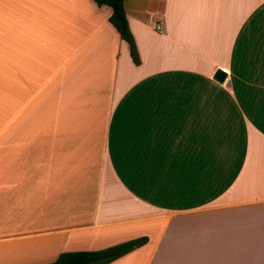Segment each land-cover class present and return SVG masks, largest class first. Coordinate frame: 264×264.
Returning <instances> with one entry per match:
<instances>
[{
  "label": "crops",
  "instance_id": "0c3cea01",
  "mask_svg": "<svg viewBox=\"0 0 264 264\" xmlns=\"http://www.w3.org/2000/svg\"><path fill=\"white\" fill-rule=\"evenodd\" d=\"M110 13L0 0V264H264V0Z\"/></svg>",
  "mask_w": 264,
  "mask_h": 264
},
{
  "label": "trees",
  "instance_id": "16d2710c",
  "mask_svg": "<svg viewBox=\"0 0 264 264\" xmlns=\"http://www.w3.org/2000/svg\"><path fill=\"white\" fill-rule=\"evenodd\" d=\"M92 1L98 7L108 6L110 8L111 13L108 22L117 32L120 39L126 43L131 62L134 65H138V54L124 13V3L126 0ZM145 243L146 238L142 237L121 242L97 251L63 252L53 262L48 264H109Z\"/></svg>",
  "mask_w": 264,
  "mask_h": 264
},
{
  "label": "water",
  "instance_id": "95a60500",
  "mask_svg": "<svg viewBox=\"0 0 264 264\" xmlns=\"http://www.w3.org/2000/svg\"><path fill=\"white\" fill-rule=\"evenodd\" d=\"M223 78H224V74H223L221 71H218V70H217V71L214 73V76H213V79H214V80L221 82V81L223 80Z\"/></svg>",
  "mask_w": 264,
  "mask_h": 264
},
{
  "label": "rangeland",
  "instance_id": "374dc122",
  "mask_svg": "<svg viewBox=\"0 0 264 264\" xmlns=\"http://www.w3.org/2000/svg\"><path fill=\"white\" fill-rule=\"evenodd\" d=\"M111 245H108V246H104V247H102L101 249H104V248H107V247H110ZM113 246V245H112ZM101 249H99V250H101ZM95 251V250H94ZM97 251V250H96Z\"/></svg>",
  "mask_w": 264,
  "mask_h": 264
}]
</instances>
